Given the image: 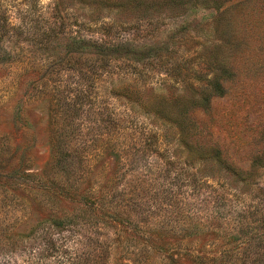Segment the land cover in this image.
<instances>
[{"label": "rangeland", "instance_id": "374dc122", "mask_svg": "<svg viewBox=\"0 0 264 264\" xmlns=\"http://www.w3.org/2000/svg\"><path fill=\"white\" fill-rule=\"evenodd\" d=\"M29 254L264 264V0H0V264Z\"/></svg>", "mask_w": 264, "mask_h": 264}, {"label": "trees", "instance_id": "16d2710c", "mask_svg": "<svg viewBox=\"0 0 264 264\" xmlns=\"http://www.w3.org/2000/svg\"><path fill=\"white\" fill-rule=\"evenodd\" d=\"M211 92H212L213 95H217V96H222V95L225 94L224 88L222 87L219 79H214L212 81V90H211ZM194 104L204 108L205 110H207L209 108V97L208 96H204L202 99H197V100L194 101ZM180 126L184 128V124H180ZM182 133L184 135V138L187 139L188 133L185 134L184 131ZM210 149L214 150L216 158H218L217 161H219L222 166L225 165L226 162L223 159L219 158L220 151L217 148H214L213 146L212 147H205L206 151H208ZM229 171L232 172L233 174H235L238 178H241L243 180L242 174L237 173L234 170H229ZM223 179H225V180L228 179V176H227L226 173L224 174ZM62 224H63L62 221L55 222L53 224V226H54V228H57L60 231V230H63L62 229ZM45 248H46V246L43 247V249H45ZM53 249H55V248H53ZM44 251H46V250H44ZM35 255L36 254H29L28 259H25V264H34V262H31V261L33 259H35V258H38L37 256L35 258H32V256H35Z\"/></svg>", "mask_w": 264, "mask_h": 264}]
</instances>
